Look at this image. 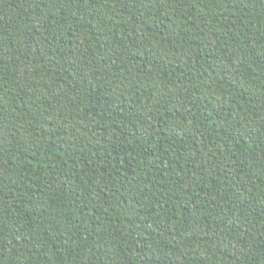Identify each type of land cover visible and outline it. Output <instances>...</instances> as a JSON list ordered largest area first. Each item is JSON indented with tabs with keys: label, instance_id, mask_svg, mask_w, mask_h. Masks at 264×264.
I'll return each instance as SVG.
<instances>
[{
	"label": "trees",
	"instance_id": "trees-1",
	"mask_svg": "<svg viewBox=\"0 0 264 264\" xmlns=\"http://www.w3.org/2000/svg\"><path fill=\"white\" fill-rule=\"evenodd\" d=\"M0 264H264V0H0Z\"/></svg>",
	"mask_w": 264,
	"mask_h": 264
}]
</instances>
